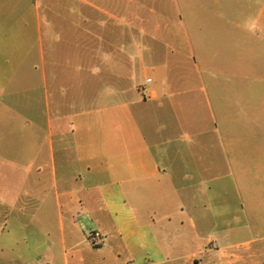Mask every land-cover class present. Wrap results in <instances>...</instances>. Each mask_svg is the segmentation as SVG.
<instances>
[{"label":"crops","instance_id":"obj_1","mask_svg":"<svg viewBox=\"0 0 264 264\" xmlns=\"http://www.w3.org/2000/svg\"><path fill=\"white\" fill-rule=\"evenodd\" d=\"M234 25L192 35L167 0H0V263L55 257L3 233L56 213L65 256L99 232V264H264V236L241 237L259 222L244 192L264 179V63Z\"/></svg>","mask_w":264,"mask_h":264},{"label":"rangeland","instance_id":"obj_2","mask_svg":"<svg viewBox=\"0 0 264 264\" xmlns=\"http://www.w3.org/2000/svg\"><path fill=\"white\" fill-rule=\"evenodd\" d=\"M168 2L176 1L178 2L180 10L183 12L184 25L193 35V31H239L234 23H242L246 28L242 31H255L253 34L254 38H257V50H258V61L264 63V0H221L219 5L221 9L222 19H207L199 21L200 19H188L192 14L189 12L188 8L190 4L188 3L191 0H167ZM208 4H211L212 8L217 7L212 4L213 0H204ZM237 1V2H236ZM235 3L239 10L235 12ZM195 17L203 16L202 14H193ZM208 16V15H207ZM203 27V29H201ZM209 34V33H208ZM211 38L215 36L213 32ZM209 36V35H207ZM223 39V36L219 37V40ZM259 63V64H260ZM152 76H155L152 74ZM145 82V78L140 84ZM244 204L246 207V213L248 216L255 221H259L258 224H255L252 228H243L241 237L245 238L248 236H264V179L257 182L255 186L254 194L252 195L248 192H244ZM256 207V210H255ZM55 219H52L53 226L49 230L43 231L40 229L38 232L33 228L29 231H25L21 228H12L11 233H7L8 229L3 236L20 238L23 236H30V241H36L38 239L45 240L50 243L51 250L55 253V257L51 259L38 258L34 253H30V259H25L21 261H3L0 264H99L100 259L94 254L96 250L91 246L87 245L88 235L82 237L80 235L77 238L76 249L72 248V245L67 242L66 252L67 255H64L62 244H61V233L59 230L58 216L55 213ZM36 233H40L39 235ZM43 233V234H42ZM208 234H212L215 237L217 233L214 228L207 229L206 231V241H200L198 245L204 244L210 241ZM234 236V235H233ZM39 240V241H40ZM198 240V239H196ZM196 246V245H195ZM108 263V262H107ZM132 264V263H131Z\"/></svg>","mask_w":264,"mask_h":264},{"label":"built area","instance_id":"obj_3","mask_svg":"<svg viewBox=\"0 0 264 264\" xmlns=\"http://www.w3.org/2000/svg\"><path fill=\"white\" fill-rule=\"evenodd\" d=\"M88 237H90V238H100L101 237V234L99 232H90L88 234Z\"/></svg>","mask_w":264,"mask_h":264}]
</instances>
